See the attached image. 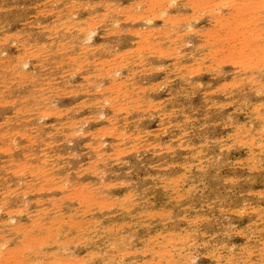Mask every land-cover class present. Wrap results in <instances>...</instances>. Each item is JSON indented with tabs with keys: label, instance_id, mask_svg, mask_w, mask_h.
<instances>
[{
	"label": "rangeland",
	"instance_id": "1",
	"mask_svg": "<svg viewBox=\"0 0 264 264\" xmlns=\"http://www.w3.org/2000/svg\"><path fill=\"white\" fill-rule=\"evenodd\" d=\"M60 1L62 0H0V253L2 254L4 251L2 256H0L1 263L7 264L8 261L4 260V258H8L9 260L12 257L14 260L10 259L8 264H20L19 262L23 264H67L68 262L71 264L74 260L75 263L73 264H104L105 262V264H264V247H262L264 246V65H262L264 64V56L262 55L264 53V21H262L264 20V0H248L249 2L247 0H222V2H220L221 0H216V3L214 0H158L159 2L155 0ZM206 2H208V5ZM109 3H111V5ZM204 3L206 4L204 5ZM249 3H252L251 5L254 8H252ZM261 3L263 6L260 5ZM153 5L155 7H153ZM258 6H260V9ZM152 7L154 10H152ZM208 7L214 8V10ZM118 9L121 10L119 11ZM197 9L198 12L196 11ZM250 9L252 10L250 11ZM257 9L259 10L258 12H256ZM245 12L247 14H244ZM127 13L128 15H126ZM232 13L235 14H233L234 17ZM253 14L258 17L253 19ZM188 15L189 17H187ZM192 15L197 16L194 17ZM242 15L244 19L240 17ZM127 17H129V19ZM245 17L249 18L247 19ZM168 18L175 20L171 21ZM215 19L219 24L216 23ZM136 20L138 21L137 23ZM168 20H170L171 23ZM229 20H232L231 23ZM188 22L191 23L188 24ZM224 22H228L229 24H225ZM246 22L250 23L247 25ZM56 23H59V26ZM227 25L231 28L229 29ZM235 25L239 28L232 27ZM158 28L159 30H157ZM252 28L253 30H251ZM134 29L138 33L135 32ZM152 29L154 30L152 31ZM130 30H132V32ZM189 30L192 32H189ZM248 30L249 32L253 31V33H255L253 34L250 32L249 35V32H246ZM260 30L261 32H259ZM211 31H216L217 33H212ZM86 33L89 34L87 35ZM224 33H229L230 37L228 34H226L227 37H225ZM238 33L239 35H237ZM208 35H210V39ZM213 36L215 38L212 40ZM244 36L246 37L244 38ZM56 37L60 40L59 43ZM171 38H173V41L170 40ZM181 38L183 43H185L184 45ZM237 38L240 43L237 41ZM251 39V42L254 44L250 43ZM82 40L85 42H82ZM146 40L148 43L145 42ZM223 40L229 41L223 42ZM253 40L255 42H253ZM35 41L37 44H35ZM227 43H229V45ZM245 43H248L249 46ZM255 43H257V45H255ZM242 44H245V47H242ZM75 45L76 47H74ZM136 46L138 48L140 47V49H138L140 50L139 52ZM146 46H149L150 49H147ZM240 46L244 51L243 53L240 51L242 50ZM27 47L29 49H27ZM97 48L100 50H97ZM110 49H113L112 51L114 54ZM141 49H143L142 52ZM238 51H240V53ZM254 51H256L257 54ZM262 51L263 53H261ZM78 53L80 54L78 55ZM234 53L236 56L233 55ZM244 53L245 55L249 54L248 57L246 56L245 58ZM115 54L117 56H115ZM238 55L246 60L243 58L242 60L239 59L240 57ZM213 56L215 59L211 58ZM190 57H192L191 60ZM249 57L254 61H250L251 58ZM258 57L263 59L258 60ZM232 60L234 62H232ZM235 60L239 64L241 61L246 64L242 62L240 65H237V63L234 64L236 62ZM99 61H101V64ZM106 61L108 62L107 64ZM209 62H212L211 65ZM247 62L250 63L248 64ZM83 63L85 64L83 65ZM90 65H92V67ZM241 65H244L243 68ZM245 65L246 67L247 65L249 67L251 65V68H246ZM41 66L42 68H40ZM197 68L199 69L197 70ZM187 71L189 72L187 73ZM190 72L193 74L191 75ZM134 73H136L137 76ZM88 76L90 77L87 78ZM25 79L26 81H23ZM26 82L27 84H25ZM224 82L225 85L223 84ZM238 82H240V84H238ZM87 83H89L88 85L90 86H88ZM188 83L190 84L188 85ZM235 83L238 85L236 86ZM117 84L120 86H117ZM85 85H87V87ZM3 86L7 87L5 88ZM77 87L78 89H76ZM100 87L101 89H99ZM52 90L54 93L51 92ZM68 90H70V92ZM78 90L79 93H77ZM98 92L102 94L100 95ZM2 96L5 97L3 98ZM140 98L142 100L139 101ZM149 103L152 105H148ZM100 105L102 106L99 107ZM26 106L28 107L26 108ZM257 107L259 108L258 110H256ZM115 108L117 110H115ZM100 113L102 114L101 117H99L101 115ZM7 125H9V128ZM21 125L23 127H21ZM75 125L78 126L76 127ZM9 129H11V131ZM108 131L110 134H108ZM51 134L54 135L52 136ZM31 138L34 139L32 140ZM27 141L29 142L27 143ZM40 148L41 150H39ZM167 149L169 151H167ZM4 160L5 162H2ZM15 166H19V168L22 166V169H20L21 171H17L19 168ZM15 170L17 172H15ZM22 170L26 171L24 172ZM30 170L31 172H29ZM94 171L97 174L94 173ZM13 174H16V176L14 175L13 177ZM68 177H70V179ZM67 178L69 181L68 183ZM100 181L104 184H101ZM31 182H33V184ZM6 184L10 185L8 186ZM57 188L59 189L57 190ZM63 188L65 190H63ZM95 189L96 191H94ZM78 190H82V192ZM85 190H87V192ZM76 192L79 193L76 194ZM80 194L83 195L85 199H83ZM67 195H69V197H67ZM78 195L79 199H77ZM129 195L131 198L127 197ZM125 197H127V200H124ZM99 200H101L102 203ZM103 200H105L106 204ZM92 201H94V203L91 204ZM112 203L113 205L110 206ZM242 203L244 204L243 206ZM117 205L118 207H116ZM120 205H122V207H120ZM91 206L93 207L91 208ZM70 207L71 209H69ZM9 209L14 210L11 211ZM47 209L49 210L46 211ZM167 211L168 214H166ZM95 218L97 221H95ZM9 219H11V222ZM60 221L64 223L62 224ZM83 221L85 222L84 224ZM89 224L93 225L89 226ZM25 225L26 227H24ZM47 226L49 232L47 231ZM168 227L172 228L170 229ZM118 234H120V236ZM46 235L47 238H45ZM25 242L26 244H23ZM91 244L94 245L92 246ZM111 244L114 246H111ZM25 247H29L31 250H24L27 249ZM97 252H99V255ZM6 253L9 255L7 256ZM12 254H14L15 257ZM250 254H252V256ZM71 256L74 258H70ZM17 257L18 261L20 259L21 261L17 262ZM65 258L67 262H65ZM76 259H78V263ZM57 261H60V263Z\"/></svg>",
	"mask_w": 264,
	"mask_h": 264
},
{
	"label": "bare ground",
	"instance_id": "2",
	"mask_svg": "<svg viewBox=\"0 0 264 264\" xmlns=\"http://www.w3.org/2000/svg\"><path fill=\"white\" fill-rule=\"evenodd\" d=\"M62 1H64V0H62ZM62 1H60V2H62ZM71 1H72V0H71ZM151 1H152V0H151ZM155 1H158V0H155ZM164 1H165V0H164ZM203 1H204V0H203ZM214 1H215V3H216V0H214ZM227 1H228V0H227ZM235 1H236V0H235ZM239 1H240V0H239ZM247 1H248V0H247ZM250 1H251V0H250ZM73 2H74V1H73ZM100 2H101V1H100ZM135 2H136V1H135ZM140 2H141V1H140ZM149 2H150V1H149ZM158 2H159V1H158ZM162 2H163V1H162ZM162 2H161V3H162ZM173 2H174V1H173ZM177 2H179V1H177ZM189 2H190V1H189ZM220 2H222V0H221ZM232 2H233V1H232ZM232 2H230V3H232ZM242 2H243V1H242ZM245 2H246V1H245ZM248 2H249V1H248ZM257 2H258V1H257ZM56 3H57V1H56ZM65 3H66V2H65ZM65 3H64V4H65ZM84 3H85V2H84ZM150 3H152V2H150ZM155 3H156V2H155ZM192 3H193V2H192ZM206 3H207V5H208V2H206ZM206 3H204V5H205ZM252 3H253V1H252ZM252 3H251V4H252ZM255 3H256V2H255ZM68 4H69V3H68ZM76 4H77V3H76ZM109 4L111 5V3H109ZM153 4H154V3H153ZM220 4H221V3H220ZM235 4H237V3H235ZM249 4H250V3H249ZM251 4H250V5H251ZM47 5H48V4H47ZM53 5H54V4H53ZM70 5H72V4H70ZM93 5H94V4H93ZM106 5H107V4H106ZM135 5H136V4H135ZM150 5H152V4H150ZM150 5H149V6H150ZM154 5H155V4H154ZM154 5H153V7H155ZM159 5H160V4H159ZM183 5H184V4H183ZM211 5H212V3H211ZM211 5H210V6H211ZM216 5H217V4H216ZM225 5H226V4H225ZM246 5H247V3H246ZM257 5H258V4H257ZM260 5H262V3H261ZM263 5H264V4H263ZM263 5H262V6H263ZM54 6H55V5H54ZM77 6H78V5H77ZM77 6H76V7H77ZM88 6H89V5H88ZM88 6H87V7H88ZM107 6H108V5H107ZM137 6H138V5H137ZM169 6H171V5H169ZM184 6H185V5H184ZM190 6H191V5H190ZM194 6H196V5H194ZM213 6H214V5H213ZM217 6H218V5H217ZM217 6H215V7H217ZM219 6H220V5H219ZM234 6H235V5H234ZM247 6H248V5H247ZM57 7H58V5H57ZM63 7H64V6H63ZM67 7H68V6H67ZM71 7H73V6H71ZM153 7H152V8H153ZM176 7H177V6H176ZM196 7H197V6H196ZM198 7H199V6H198ZM221 7H222V6H221ZM228 7H229V6H228ZM236 7H237V6H236ZM251 7L254 8L252 5H251ZM258 7H259V9H260V6H258ZM89 8H90V7H89ZM139 8H140V7H139ZM150 8H151V7H150ZM199 8H200V7H199ZM202 8H203V7H202ZM208 8H211V7H208ZM233 8H234V7H233ZM55 9H56V8H55ZM71 9H72V8H71ZM74 9H75V7H74ZM82 9H83V8H82ZM90 9H91V8H90ZM147 9H148V8H147ZM162 9H163V8H162ZM165 9H166V8H165ZM195 9H196V8H195ZM211 9L214 10V8H211ZM230 9H231V8H230ZM230 9H229V10H230ZM240 9H241V8H240ZM262 9H263V8H262ZM68 10H69V9H68ZM77 10H78V9H77ZM83 10H84V9H83ZM95 10H96V9H95ZM109 10H110V8H109ZM118 10H119V9H118ZM118 10H117V11H118ZM120 10H121V9H120ZM120 10H119V11H120ZM144 10H145V9H144ZM149 10H150V9H149ZM152 10H154V8H153ZM181 10H182V9H181ZM200 10H201V9H200ZM202 10H203V9H202ZM205 10H207V9H205ZM208 10H209V9H208ZM217 10H218V9H217ZM235 10H237V9H235ZM251 10H252V9H250V11H251ZM1 11H2V10H1ZM51 11H52V10H51ZM73 11H74V10H73ZM119 11H118V12H119ZM131 11H132V10H131ZM157 11H158V10H157ZM160 11H161V9H160ZM178 11H179V10H178ZM193 11H194V9H193ZM196 11L198 12V9H197ZM240 11H241V10H240ZM258 11H259V10L257 9L256 12H258ZM60 12H61V11H60ZM111 12H112V11H111ZM118 12H116V13L119 14ZM122 12H123V11H122ZM124 12H126V11H124ZM133 12H134V11H133ZM138 12H140V11H138ZM151 12H152V11H151ZM164 12H165V10H164ZM183 12H184V11H183ZM205 12H206V11H205ZM205 12H204V13H205ZM212 12H213V11H212ZM236 12H237V11H236ZM238 12H239V11H238ZM44 13H46V12H44ZM76 13H77V12H76ZM161 13H162V12H161ZM239 13H240V12H239ZM242 13H243V12H242ZM40 14H41V13H40ZM51 14H52V13H51ZM58 14H59V13H58ZM65 14H66V13H65ZM68 14H69V12H68ZM96 14H97V13H96ZM104 14H105V13H104ZM149 14H150V13H149ZM166 14H167V13H166ZM192 14H193V13H192ZM197 14H198V13H197ZM214 14H215V12H214ZM217 14H218V13H217ZM220 14H221V13H220ZM233 14H234V13H232V15H233ZM244 14H247V13L245 12ZM71 15H72V14H71ZM101 15H102V13H101ZM112 15H113V14H112ZM126 15H128V13H127ZM131 15H132V14H131ZM141 15H142V14H141ZM167 15H168V14H167ZM167 15H166V16H167ZM172 15H173V14H172ZM208 15H209V14H208ZM208 15H207V16H208ZM222 15H223V14H222ZM234 15H235V14H234ZM234 15H233V17H234ZM253 15H254V14H253ZM257 15H259V14H257ZM60 16H61V15H60ZM68 16H69V15H68ZM95 16H96V15H95ZM98 16H99V15H98ZM102 16H103V15H102ZM110 16H111V15H110ZM118 16H119V15H118ZM129 16H130V15H129ZM143 16H144V15H143ZM192 16H194V15H192ZM195 16H197V15H195ZM195 16H194V17H195ZM202 16H203V15H202ZM212 16H213V15H212ZM57 17H58V16H57ZM62 17H63V16H62ZM91 17H92V15H91ZM107 17H108V16H107ZM111 17H112V16H111ZM130 17H131V16H130ZM132 17H133V16H132ZM137 17H139V16H137ZM145 17H146V16H145ZM152 17H153V16H152ZM170 17H171V16H170ZM173 17H174V16H173ZM187 17H189V15H188ZM223 17H224V16H223ZM231 17H232V16H231ZM233 17H232V18H233ZM240 17H243V19H244V16H243V15L240 16ZM249 17H250V15H249ZM249 17H248V18H249ZM254 17H255V18H254ZM256 17H258V16H255V15H254V16H253V19H256ZM53 18H54V17H53ZM65 18H67V17H65ZM127 18L129 19V17H127ZM134 18H135V17H134ZM158 18H159V17H158ZM161 18H162V17H161ZM165 18H166V17H165ZM205 18H206V17H205ZM227 18H228V17H227ZM237 18H238V17H237ZM245 18H247V17H245ZM248 18H247V19H248ZM72 19H73V18H72ZM79 19H80V18H79ZM88 19H90V18H88ZM124 19H125V18H124ZM138 19H139V18H138ZM162 19H163V18H162ZM168 19H170V18H168ZM189 19H190V18H189ZM210 19H211V17H210ZM228 19H229V18H228ZM235 19H236V18H235ZM241 19H242V18H241ZM260 19H261V18H260ZM54 20H56V19H54ZM60 20H61V19H60ZM60 20H59V21H60ZM100 20H101V19H100ZM104 20H105V19H104ZM133 20H134V19H133ZM156 20H157V19H156ZM170 20L172 21V20H175V19H170ZM170 20H168V21H170ZM182 20H183V19H182ZM197 20H198V19H197ZM200 20H201V19H200ZM215 20H216V19H215ZM225 20H226V19H225ZM232 20L235 21L234 19H232ZM232 20H231V21H232ZM236 20H237V19H236ZM239 20H240V18H239ZM250 20H251V18H250ZM68 21H69V19H68ZM71 21H72V20H71ZM105 21H106V20H105ZM130 21H131V20H130ZM171 21H170V23H171ZM180 21H181V20H180ZM186 21H187V20H186ZM194 21H195V20H194ZM194 21H193V22H194ZM229 21H230V20H229ZM229 21H228V22H229ZM231 21H230V23H231ZM240 21H241V20H240ZM244 21H245V20H244ZM251 21H252V20H251ZM256 21H257V20H256ZM256 21H255V23H256ZM262 21H264V20H262ZM78 22H79V21H78ZM99 22H100V21H99ZM134 22H135V21H134ZM137 22H138V21L136 20V23H137ZM153 22H154V21H153ZM173 22H174V21H173ZM173 22H172V24H173ZM182 22H183V21H182ZM184 22H185V21H184ZM195 22H196V21H195ZM222 22H223V21H222ZM225 22H226V21H225ZM225 22H224V23H225ZM228 22H227V23H228ZM242 22H243V21H242ZM257 22H258V21H257ZM74 23H75V22H74ZM79 23H80V22H79ZM93 23H95V22H93ZM96 23H97V22H96ZM100 23H101V22H100ZM102 23H103V22H102ZM132 23H133V22H132ZM190 23H191V22H188V24H190ZM216 23H217V20H216ZM224 23H223V24H224ZM227 23H225V24H227ZM233 23H234V22H233ZM246 23H247V22H246ZM249 23H250V22H248L247 25H248ZM255 23H254V24H255ZM56 24H57V23H56ZM58 24H59V23H58ZM58 24H57V25H58ZM63 24H64V23H63ZM69 24H70V23H69ZM71 24H73V23H71ZM89 24H90V23H89ZM89 24H88V25H89ZM143 24H144V23H143ZM188 24H187V25H188ZM192 24H193V23H192ZM217 24H219V23H217ZM228 24H229V23H228ZM237 24H238V23H237ZM241 24H244V23H241ZM252 24H253V23H252ZM47 25H48V24H47ZM65 25H66V24H65ZM91 25H92V24H91ZM106 25H107V24H106ZM108 25H109V24H108ZM150 25H151V23H150ZM182 25H183V24H182ZM245 25H246V24H245ZM250 25H251V24H250ZM58 26H59V25H58ZM62 26H63V25H62ZM75 26H76V25H75ZM78 26H79V24H78ZM99 26H100V25H99ZM175 26H177V25H175ZM180 26H181V25H180ZM180 26H179V27H180ZM224 26H225V25H224ZM227 26H228V25H227ZM230 26H231V25H230ZM235 26H236V27H235ZM235 26H232V27H234V28H237V27H238L237 25H235ZM239 26H240V24H239ZM253 26H254V25H253ZM46 27H47V26H46ZM90 27H91V26H90ZM111 27H112V26H111ZM115 27H116V26H115ZM115 27H114V29H115ZM186 27H187V26H186ZM222 27H223V25H222ZM254 27H255V26H254ZM256 27H257V26H256ZM258 27H259V26H258ZM59 28H61V27H59ZM69 28H71V27H69ZM72 28H73V27H72ZM116 28H117V27H116ZM148 28H149V27H148ZM167 28H168V27H167ZM173 28H174V27H173ZM188 28H189V27H188ZM219 28H220V27H219ZM228 28H229V26H228ZM230 28H231V27H230ZM230 28H229V29H230ZM238 28H239V27H238ZM248 28H249V27H248ZM263 28H264V27H263ZM51 29H52V28H51ZM63 29H64V28H63ZM92 29H93V27H92ZM117 29H118V28H117ZM142 29H144V28H142ZM145 29H146V27H145ZM145 29H144V30H145ZM165 29H166V28H165ZM192 29H193V28H192ZM207 29H208V28H207ZM229 29H228V30H229ZM249 29H250V28H249ZM254 29H255V28H254ZM260 29H261V28H260ZM115 30H116V29H115ZM134 30H135V29H134ZM153 30H154V29H152V31H153ZM157 30H159V28H158ZM160 30H161V29H160ZM163 30H164V28H163ZM170 30H171V29H170ZM170 30H169V31H170ZM174 30H175V29H174ZM228 30H227V32H228ZM238 30H239V29H238ZM238 30H235V31H238ZM246 30H247V29H246ZM251 30H253V28H252ZM68 31H69V29H68ZM74 31H75V29H74ZM83 31H84V30H83ZM89 31H90V30H89ZM96 31H97V30H96ZM130 31L132 32V30H130ZM130 31H129V32H130ZM140 31H141V30H140ZM150 31H151V30H150ZM166 31H167V30H166ZM171 31H172V30H171ZM180 31H182V30H180ZM190 31H191V30H189V32H190ZM195 31H196V30H195ZM206 31H207V30H206ZM213 31H214V28H213ZM218 31H219V29H218ZM220 31H221V30H220ZM87 32H88V31H87ZM90 32H91V31H90ZM90 32H89V33H90ZM135 32H137V31L135 30ZM144 32H145V31H144ZM157 32H158V31H157ZM162 32H163V31H162ZM175 32H176V31H175ZM189 32H188V33H189ZM191 32H192V31H191ZM193 32H194V31H193ZM196 32H197V31H196ZM211 32H212V31H211ZM215 32H216V31H215ZM215 32H212V33H215ZM241 32H242V31H241ZM246 32L248 33L249 30L246 31ZM250 32L253 33V31H250ZM250 32H249V35H250ZM259 32H261V30H260ZM262 32H263V30H262ZM82 33H83V32H82ZM89 33H88V34H89ZM94 33H95V32H94ZM109 33H110V32H109ZM113 33H114V32H113ZM137 33H138V32H137ZM170 33H171V32H170ZM173 33H174V32H173ZM180 33H182V32H180ZM186 33H187V31H186ZM201 33H202V32H201ZM201 33H199V34H201ZM216 33H217V32H216ZM234 33H235V32H234ZM243 33H244V32H243ZM243 33H242V34H243ZM247 33H246V34H247ZM254 33H255V32H254ZM254 33H253V34H254ZM263 33H264V32H263ZM64 34H65V33H64ZM73 34H74V33H73ZM76 34H77V33H76ZM86 34H87V33H86ZM88 34H87V35H88ZM106 34H107V33H106ZM131 34H132V33H131ZM131 34H130V35H131ZM141 34H143V33H141ZM171 34H172V33H171ZM174 34H176V33H174ZM208 34H209V33H208ZM224 34H225V33H224ZM226 34H228V36H229V33H226ZM226 34H225V37H227ZM232 34H233V33H232ZM258 34H261V33H258ZM132 35H133V34H132ZM139 35H140V34H139ZM152 35H153V33H152ZM182 35H183V34H182ZM188 35H189V34H188ZM204 35H205V33H204ZM206 35H207V33H206ZM210 35H211V34H210ZM210 35H208V37H209ZM218 35H219V34H218ZM218 35H217V36H218ZM235 35H236V34H235ZM237 35H239V33H238ZM247 35H248V34H247ZM261 35H262V34H261ZM62 36H63V35H62ZM67 36H68V35H67ZM67 36H66V38H67ZM72 36H73V35H72ZM145 36H148V35H145ZM150 36H151V35H150ZM183 36H184V35H183ZM190 36H191V33H190ZM202 36H203V35H202ZM219 36H220V35H219ZM219 36H218V37H219ZM255 36H256V35H255ZM259 36H260V35H259ZM39 37H40V36H39ZM49 37H50V36H49ZM76 37H77V36H76ZM136 37H137V36H136ZM154 37H155V36H154ZM160 37H161V36H160ZM170 37H171V36H170ZM229 37H230V36H229ZM236 37H237V36H236ZM242 37H243V35H242ZM245 37H246V36H244V38H245ZM21 38H22V37H21ZM45 38H46V37H45ZM56 38H57V37H56ZM147 38H148V37H147ZM147 38H146V39H147ZM166 38H167V37H166ZM185 38H186V37H185ZM188 38H189V37H188ZM214 38H215V37L213 36L212 40H213ZM220 38H222V37H220ZM247 38H248V37H247ZM247 38H246V40H247ZM250 38H252V37H250ZM142 39H143V38H142ZM156 39H157V38H156ZM159 39H160V38H159ZM162 39H163V38H162ZM206 39H207V38H206ZM209 39H210V37H209ZM226 39H227V38H226ZM228 39H229V38H228ZM240 39H241V38H240ZM248 39H249V38H248ZM255 39H256V37H255ZM57 40H58V38H57ZM85 40H86V39H85ZM88 40H90V39H88ZM170 40L173 41V38H171ZM181 40H182V38H181ZM186 40H187V39H186ZM231 40H232V39H231ZM233 40H234V39H233ZM242 40H243V38H242ZM23 41H24V40H23ZM59 41H60V40H58V43H59ZM66 41H67V39H66ZM90 41H91V40H90ZM116 41H117V40H116ZM163 41H164V40H163ZM168 41H169V39H168ZM224 41H225V40H223V42H224ZM227 41H229V40H226L225 42H227ZM237 41H239L238 38H237ZM247 41H248V40H247ZM247 41H246V42H247ZM251 41H252V39L250 40V43H252ZM31 42H32V41H31ZM71 42H72V41H71ZM82 42H85V41L82 40ZM88 42H89V41H88ZM137 42H138V41H137ZM145 42L148 43L147 40H146ZM152 42H153V41H152ZM152 42H151V43H152ZM170 42H171V41H170ZM177 42H178V41H177ZM185 42H186V41H185ZM210 42H211V41H210ZM219 42H220V41H219ZM219 42H218V43H219ZM243 42H244V41H243ZM248 42H249V41H248ZM253 42H255V41L253 40ZM263 42H264V41H263ZM51 43H52V42H51ZM116 43H117V42H116ZM133 43H134V41H133ZM138 43H139V42H138ZM142 43H143V42H142ZM173 43H174V42H173ZM180 43H181V42H180ZM180 43H179V45H180ZM182 43H183V40H182ZM235 43H236V42H235ZM239 43H240V41H239ZM261 43H262V42H261ZM20 44H21V43H20ZM35 44H37L36 41H35ZM46 44H47V43H46ZM53 44H54V43H53ZM61 44H62V43H61ZM162 44H163V43H162ZM177 44H178V43H177ZM184 44H185V43H183V45H184ZM216 44H217V43H216ZM227 44L229 45V43H227ZM232 44H233V43H232ZM245 44H246V43H245ZM245 44H244V45H245ZM247 44H248V43H247ZM247 44H246V45H247ZM252 44H254V43H252ZM44 45H45V44H44ZM44 45H43V46H44ZM49 45H50V44H49ZM57 45H58V44H57ZM76 45H77V44H76ZM76 45H75L74 47H76ZM105 45H106V44H105ZM154 45H156V44H154ZM163 45H164V44H163ZM163 45H162V46H163ZM179 45H178V46H179ZM200 45H201V44H200ZM244 45L242 44V47H243ZM255 45H257V43H255ZM260 45H261V44H260ZM25 46H26V45H25ZM70 46H71V45H70ZM108 46H109V45H108ZM114 46H115V45H114ZM132 46H133V45H132ZM139 46H140V45H139ZM141 46H142V45H141ZM160 46H161V45H160ZM198 46H199V45H198ZM248 46H249V44H248ZM252 46H253V45H252ZM262 46H263V45H262ZM262 46H261V47H262ZM34 47H36V46H34ZM46 47H47V46H46ZM74 47H73V49H74ZM102 47H103V46H102ZM106 47H107V46H106ZM133 47H134V46H133ZM136 47H137V46H136ZM146 47H147V46H146ZM158 47H159V45H158ZM192 47H193V46H192ZM202 47H203V46H202ZM205 47H206V46H205ZM242 47L240 46V49H242ZM244 47H245V46H244ZM258 47H259V46H258ZM25 48H26V47H25ZM38 48H39V46H38ZM40 48H42V47H40ZM48 48H49V47H48ZM81 48H82V47H81ZM86 48H87V47H86ZM148 48H149V46L147 47V49H148ZM161 48H162V47H161ZM194 48H195V46H194ZM238 48H239V47H238ZM251 48H252V47H251ZM254 48H255V47H254ZM27 49H29V48L27 47ZM35 49L38 50L37 48H35ZM57 49H58V48H57ZM98 49H99V48H97V50H98ZM103 49H104V47H103ZM108 49H109V48H108ZM113 49H114V48H113ZM113 49H110V50L112 51ZM134 49H135V48H134ZM136 49H137L138 52L140 51V50H138V49H140V47H139V48L137 47ZM144 49H145V48H144ZM149 49H150V48H149ZM175 49H176V48H175ZM181 49H182V48H181ZM205 49H206V48H205ZM231 49H232V48H231ZM240 49H238V50H240ZM245 49H246V48H245ZM247 49H249V48H247ZM252 49H253V48H252ZM255 49H256V48H255ZM260 49H262V48H260ZM260 49H259V50H260ZM33 50H34V49H33ZM41 50H42V49H41ZM88 50H89V49H88ZM99 50H100V49H99ZM104 50H105V49H104ZM110 50H109V52H110ZM130 50H131V49H130ZM142 50H143V49H141V52H142ZM155 50H156V49H155ZM162 50H163V49H162ZM208 50H209V49H208ZM217 50H218V49H217ZM250 50H251V49H250ZM250 50H249V51H250ZM263 50H264V47H263ZM38 51H39V50H38ZM45 51H46V50H45ZM51 51H52V50H51ZM62 51H63V50H62ZM132 51H133V50H132ZM144 51H145V50H144ZM159 51H160V49H159ZM198 51H199V50H198ZM213 51H214V50H213ZM213 51H212V52H213ZM222 51H223V50H222ZM230 51H231V50H230ZM240 51H241V53L244 52L243 49L240 50ZM240 51H238V52L240 53ZM260 51H261V50H260ZM26 52H27V51H26ZM70 52H71V51H70ZM86 52H87V51H86ZM104 52H105V51H104ZM109 52H108V53H109ZM112 52H113V51H112ZM115 52H116V50H115ZM124 52H125V50H124ZM130 52H131V51H130ZM162 52H163V51H162ZM167 52H169V51H167ZM173 52H174V49H173ZM177 52H178V51H177ZM177 52H175V53H177ZM196 52H197V50H196ZM200 52H202V51H200ZM219 52H220V51H219ZM228 52H229V51H228ZM235 52H236V51H235ZM250 52H251V51H250ZM250 52H249V53H250ZM252 52H253V51H252ZM254 52L256 53V51H254ZM59 53H60V52H59ZM59 53H58V54H59ZM65 53H66V51H65ZM99 53H100V52H99ZM99 53H98V54H99ZM131 53H132V52H131ZM144 53H145V52H144ZM239 53H238V54H239ZM259 53H260V52H259ZM259 53H258V54H259ZM261 53H263V51H262ZM26 54H27V53H26ZM61 54H62V53H61ZM79 54H80V53H78V55H79ZM113 54H114V52H113ZM121 54H122V53H121ZM124 54H125V53H124ZM185 54H186V53H185ZM191 54H192V53H191ZM194 54H195V53H194ZM194 54H193V55H194ZM231 54H232V53H231ZM247 54H248V53H247ZM256 54H257V53H256ZM256 54H255V55H256ZM172 55H173V54H172ZM183 55H184V54H183ZM198 55H199V54H198ZM215 55H216V54H215ZM224 55H226V54H224ZM224 55H223V56H224ZM233 55L236 56L235 53H234ZM241 55H242V54H241ZM244 55H245V53H244ZM248 55H249V54H248ZM248 55H245L244 57L246 58V56L248 57ZM251 55H252V54H251ZM262 55L264 56V53H263ZM20 56H21V55H20ZM33 56H34V55H33ZM37 56H38V55H37ZM50 56H51V55H50ZM50 56H49V57H50ZM92 56H94V55H92ZM115 56H117V55L115 54ZM122 56H123V55H122ZM125 56H126V55H125ZM139 56H140V55H139ZM149 56H150V55H149ZM159 56H160V55H159ZM176 56H177V55H176ZM238 56L240 57V55H238ZM238 56H237V57H238ZM242 56H243V55H242ZM242 56H241L239 59L242 60V58H243ZM53 57H54V56H53ZM68 57H69V54H68ZM68 57H67V58H68ZM70 57H71V56H70ZM73 57H75V56H73ZM83 57H84V56H83ZM90 57H91V56H90ZM99 57H100V56H99ZM99 57H98V58H99ZM118 57H119V55H118ZM133 57H134V56H133ZM154 57H155V56H154ZM186 57H187V56H186ZM205 57H206V56H205ZM209 57H210V56H209ZM209 57H208V58H209ZM215 57H216V56H215ZM254 57H255V56H254ZM259 57H260V55H259ZM259 57L257 58L258 60H262V59L264 58V57H263V58L260 59ZM261 57H262V56H261ZM21 58H22V57H21ZM46 58H47V57H46ZM71 58H72V57H71ZM92 58H93V57H92ZM101 58H102V57H101ZM113 58H114V57H113ZM139 58H140V57H139ZM142 58H143V57H142ZM191 58H192V57H190V60H191ZM200 58H201V57H200ZM211 58L213 59L214 56L211 57ZM227 58H228V57H227ZM249 58H251V57H249ZM13 59H14V58H13ZM75 59H77V58H75ZM107 59H108V58H107ZM126 59H127V58H126ZM149 59H150V58H149ZM149 59H148V60H149ZM162 59H163V58H162ZM183 59H184V58H183ZM185 59H186V58H185ZM187 59H189V58H187ZM212 59H211V60H212ZM214 59H215V58H214ZM225 59H226V58H225ZM232 59H233V58H232ZM243 59H244V58H243ZM15 60H16V59H15ZM17 60H18V59H17ZM24 60H25V59H24ZM42 60H43V59H42ZM50 60H51V59H50ZM138 60H139V59H138ZM201 60H203V59H201ZM204 60H205V59H204ZM219 60H220V59H219ZM236 60H237V59H236ZM236 60H235V61H236ZM244 60H246V59H244ZM244 60H243V61H244ZM263 60H264V59H263ZM11 61H12V60H11ZM39 61H40V60H39ZM43 61H44V60H43ZM80 61H81V60H80ZM107 61H108V60H107ZM107 61H106V64L109 62V61H108V62H107ZM113 61H114V59H113ZM120 61H121V60H120ZM126 61H127V60H126ZM133 61H134V60H133ZM141 61H142V60H141ZM165 61H166V60H165ZM229 61H230V60H229ZM250 61H254V60H252V58H251ZM256 61H257V60H256ZM256 61H255V62H256ZM0 62H1V61H0ZM22 62H23V61H22ZM47 62H48V60H47ZM56 62H57V61H56ZM60 62H61V61H60ZM75 62H76V60H75ZM103 62H104V61H103ZM145 62H146V61H145ZM205 62H206V61H205ZM216 62H217V61H216ZM232 62H234V61L232 60ZM232 62H231V63H232ZM241 62H242V61H241ZM241 62H240V64H241ZM44 63H46V62H44ZM44 63H43V64H44ZM49 63H50V62H49ZM53 63H55V62H53ZM72 63H73V62H72ZM79 63H80V62H79ZM99 63L101 64V61H99ZM110 63H111V62H110ZM110 63H109V64H110ZM127 63H128V62H127ZM132 63H133V62H132ZM141 63H143V62H141ZM149 63H150V62H149ZM209 63H210V62H209ZM211 63H212V62H211ZM211 63H210V65H211ZM218 63H219V62H218ZM222 63H223V62H222ZM236 63H237V65L239 64L237 61H236L234 64H236ZM242 63H245V62H242ZM247 63H248V62H247ZM249 63H250V62H249ZM249 63H248V64H249ZM252 63H253V62H252ZM257 63H258V62H257ZM9 64H10V63H9ZM24 64H25V63H24ZM24 64H23V65H24ZM40 64H41V63H40ZM84 64H85V63H83V65H84ZM106 64H105V65H106ZM109 64H108V65H109ZM150 64H151V63H150ZM202 64H203V63H202ZM219 64H220V63H219ZM240 64H239V65H240ZM245 64H246V63H245ZM254 64H255V63H254ZM2 65H3V64H2ZM41 65H42V64H41ZM50 65H52V64H50ZM54 65H55V64H54ZM64 65H65V64H64ZM67 65H68V64H67ZM88 65H89V64H88ZM102 65H103V64H102ZM115 65H116V64H115ZM120 65H121V64H120ZM120 65H119V67H120ZM129 65H130V64H129ZM148 65H149V64H148ZM179 65H180V64H179ZM208 65H209V64H208ZM262 65H264V64H262ZM18 66H19V65H18ZM21 66H22V65H21ZM21 66H20V67H21ZM52 66H53V65H52ZM65 66H66V65H65ZM73 66H74V65H73ZM90 66L92 67V65H90ZM95 66H96V65H95ZM123 66H124V65H123ZM139 66H140V64H139ZM188 66H189V65H188ZM204 66H205V65H204ZM206 66H207V65H206ZM241 66H242V65H241ZM243 66H244V65H243ZM243 66H242V68H243ZM252 66H253V65H252ZM256 66H257V65H256ZM103 67H104V66H103ZM112 67H113V66H112ZM136 67H137V66H136ZM147 67H148V66H147ZM184 67H186V66H184ZM217 67H218V65H217ZM245 67H246V65H245ZM247 67H249V66L247 65ZM247 67H246V68H247ZM8 68H9V67H8ZM17 68H18V67H17ZM23 68H24V67H23ZM40 68H42V66H41ZM60 68H61V67H60ZM77 68H78V67H77ZM94 68H95V67H94ZM98 68H99V67H98ZM108 68H109V67H108ZM116 68H117V66H116ZM132 68H133V66H132ZM149 68H152V67H149ZM161 68H162V66H161ZM180 68H181V67H180ZM192 68H193V67H192ZM192 68H191V69H192ZM211 68H212V66H211ZM250 68H251V65H250L249 69H250ZM75 69H76V68H75ZM86 69H87V68H86ZM88 69H90V68H88ZM91 69H93V68H91ZM99 69H100V68H99ZM114 69H115V66H114ZM118 69H119V68H118ZM126 69H127V68H126ZM153 69H154V68H153ZM156 69H157V68H156ZM189 69H190V68H189ZM198 69H199V68H197V70H198ZM259 69H260V68H259ZM51 70H53V69H51ZM58 70H59V69H58ZM104 70H106V69H104ZM151 70H152V69H151ZM151 70H150V71H151ZM192 70H195V69H192ZM218 70H219V69H218ZM238 70H239V69H238ZM240 70H241V69H240ZM256 70H257V69H256ZM262 70H263V69H262ZM38 71H39V70H38ZM38 71H37V72H38ZM47 71H48V70H47ZM53 71H54V70H53ZM62 71H63V70H62ZM86 71H87V70H86ZM157 71H158V70H157ZM195 71H196V70H195ZM199 71H200V70H199ZM205 71H206V70H205ZM234 71H235V70H234ZM9 72H10V71H9ZM34 72H35V71H34ZM40 72H41V71H40ZM72 72H73V71H72ZM88 72H89V71H88ZM88 72H87V73H88ZM104 72H105V71H104ZM114 72H115V71H114ZM143 72H144V70H143ZM188 72H189V71H187V73H188ZM191 72H192V71H191ZM191 72H190V73H191ZM193 72H194V71H193ZM248 72H249V71H248ZM248 72H247V73H248ZM31 73H33V72H31ZM45 73H46V72H45ZM76 73H77V72H76ZM80 73H81V72H80ZM80 73H79V74H80ZM82 73H83V71H82ZM102 73H103V72H102ZM132 73H133V72H132ZM138 73H139V72H138ZM145 73H146V72H145ZM151 73H152V72H151ZM155 73H156V72H155ZM222 73H223V72H222ZM222 73H220V74H222ZM249 73H251V72H249ZM11 74H12V72H11ZM11 74H10V75H11ZM17 74H18V72H17ZM29 74H30V73H29ZM35 74H36V73H35ZM93 74H94V73H93ZM105 74H107V73H105ZM110 74H111V73H110ZM112 74H113V73H112ZM134 74L136 75V73H134ZM140 74H141V73H140ZM192 74H193V73H191V75H192ZM194 74H195V73H194ZM32 75H33V74H32ZM42 75H44V74H42ZM50 75H51V74H50ZM58 75H59V74H58ZM62 75H64V74H62ZM82 75H83V74H82ZM82 75H81V76H82ZM115 75H116V74H115ZM115 75H114V77H115ZM141 75H142V74H141ZM215 75H216V74H215ZM247 75H248V74H247ZM8 76H9V75H8ZM16 76H18V75H16ZM29 76H30V75H29ZM38 76H39V75H38ZM78 76H79V75H78ZM109 76H110V75H109ZM136 76H137V75H136ZM146 76H147V75H146ZM154 76H155V75H154ZM180 76H181V75H180ZM198 76H199V75H198ZM2 77H3V76H2ZM26 77H27V76H26ZM35 77H36V76H35ZM45 77H46V76H45ZM63 77H64V76H63ZM69 77H70V75H69ZM89 77H90V76H88L87 78H89ZM107 77H108V76H107ZM193 77H194V76H193ZM237 77H238V76H237ZM261 77H262V76H261ZM16 78H17V77H16ZM19 78H20V77H19ZM29 78H30V77H29ZM46 78H47V77H46ZM55 78H56V77H55ZM65 78H66V77H65ZM67 78H68V76H67ZM83 78H85V77H83ZM105 78H106V77H105ZM105 78H104V79H105ZM251 78H252V77H251ZM36 79H37V78H36ZM57 79H59V78H57ZM140 79H141V78H140ZM167 79H168V78H167ZM185 79H186V78H185ZM188 79H189V78H188ZM213 79H214V78H213ZM235 79H236V78H235ZM235 79H234V80H235ZM241 79H242V76H241ZM255 79H256V78H255ZM7 80H8V79H7ZM9 80H10V79H9ZM18 80H19V79H18ZM42 80H43V79H42ZM51 80H52V79H51ZM54 80H55V79H54ZM67 80H68V79H67ZM137 80H139V79H137ZM141 80H142V79H141ZM249 80H250V78H249ZM249 80H247V81H249ZM251 80H252V79H251ZM256 80H258V79H256ZM0 81H1V80H0ZM23 81H26V79L23 80ZM35 81H36V80H35ZM38 81H39V80H38ZM56 81H57V80H56ZM60 81H61V80H60ZM129 81H130V80H129ZM184 81H185V80H184ZM184 81H183V82H184ZM247 81H246V82H247ZM261 81H262V80H261ZM5 82H6V81H5ZM10 82H11V81H10ZM12 82H13V81H12ZM14 82H15V81H14ZM36 82H37V81H36ZM41 82H42V81H41ZM49 82H50V81H49ZM67 82H68V81H67ZM92 82H93V81H92ZM102 82H103V81H102ZM167 82H168V81H167ZM185 82H187V81H185ZM233 82H234V81H233ZM241 82H242V81H241ZM258 82H260V81H258ZM1 83H3V82H1ZM6 83H7V82H6ZM38 83H39V82H38ZM54 83H55V82H54ZM83 83H84V82H83ZM104 83H105V82H104ZM133 83H134V82H133ZM144 83H145V82H144ZM198 83H199V82H198ZM198 83H197V84H198ZM244 83H245V82H244ZM252 83H253V82H252ZM8 84H9V83H8ZM25 84H27V82H26ZM52 84H53V83H52ZM57 84H59V83H57ZM62 84H63V83H62ZM88 84H89V83H87V85H88ZM98 84H99V83H98ZM112 84H113V83H112ZM112 84H110V85H112ZM126 84H127V83H126ZM135 84H136V83H135ZM165 84H166V83H165ZM184 84H185V83H184ZM189 84H190V83H188V85H189ZM223 84L225 85V82H224ZM226 84H227V83H226ZM230 84H231V83H230ZM232 84H233V83H232ZM235 84H236V83H235ZM238 84H240V82H238ZM238 84H236V86H237ZM246 84H247V83H246ZM15 85H16V84H15ZM31 85H32V84H31ZM37 85H38V84H37ZM55 85H56V84H55ZM60 85H61V83H60ZM67 85H68V83H67ZM80 85H81V84H80ZM83 85H84V84H83ZM87 85H85V86L87 87ZM101 85H102V84H101ZM118 85H119V84H117V86H118ZM131 85H132V84H131ZM198 85H199V84H198ZM251 85H252V84H251ZM261 85H262V84H261ZM9 86H10V85H9ZM17 86H18V83H17ZM19 86H20V85H19ZM40 86H41V85H40ZM70 86H71V85H70ZM76 86H77V85H76ZM88 86H90V85H88ZM92 86H93V85H92ZM117 86H116V87H117ZM119 86H120V85H119ZM195 86H196V84H195ZM222 86H223V85H222ZM227 86H228V85H227ZM227 86H226V87H227ZM262 86H263V85H262ZM3 87H5V86H3ZM6 87H7V86H6ZM6 87H5V88H6ZM20 87H21V86H20ZM98 87H99V86H98ZM105 87H106V86H105ZM128 87H129V86H128ZM238 87H239V86H238ZM248 87H249V85H248ZM12 88H13V87H12ZM15 88H16V87H15ZM15 88H14V89H15ZM18 88H19V87H18ZM41 88H42V87H41ZM43 88H44V87H43ZM90 88H91V87H90ZM93 88H94V87H93ZM93 88H92V89H93ZM103 88H104V87H103ZM103 88H102V89H103ZM109 88H110V87H109ZM121 88H122V87H121ZM121 88H120V89H121ZM142 88H143V87H142ZM220 88H221V87H220ZM242 88H243V87H242ZM10 89H11V88H10ZM10 89H9V90H10ZM52 89H53V88H52ZM61 89H62V88H61ZM76 89H78V87H77ZM76 89H75V90H76ZM95 89H96V88H95ZM99 89H101V87H100ZM145 89H146V87H145ZM218 89H219V88H218ZM3 90H4V89H3ZM16 90H17V89H16ZM103 90H104V89H103ZM112 90H113V89H112ZM118 90H119V89H118ZM121 90H122V89H121ZM230 90H232V89H230ZM5 91H6V90H5ZM39 91H40V89H39ZM68 91L70 92V90H68ZM72 91H74V90H72ZM83 91H85V90H83ZM94 91H96V90H94ZM109 91H110V90H109ZM115 91H117V90H115ZM129 91H130V90H129ZM137 91H138V90H137ZM137 91H136V92H137ZM223 91H224V90H223ZM232 91H233V90H232ZM232 91H231V92H232ZM239 91H240V90H239ZM10 92H11V91H10ZM40 92H41V91H40ZM42 92H43V90H42ZM51 92H53V90H52ZM66 92H67V91H66ZM69 92H68V93H69ZM89 92H90V90H89ZM96 92H97V91H96ZM101 92H102V91H101ZM101 92H100V93L98 92V93L101 95V94H102ZM105 92H106V91H105ZM121 92H122V91H121ZM123 92H124V91H123ZM177 92H178V91H177ZM256 92H257V91H256ZM258 92H259V91H258ZM14 93H15V92H14ZM53 93H54V92H53ZM77 93H79V90H78ZM81 93H82V92H81ZM110 93H111V92H110ZM142 93H143V92H142ZM251 93H252V92H251ZM260 93H261V91H260ZM4 94H5V93H4ZM4 94H2V95H4ZM9 94H10V93H9ZM9 94H8V95H9ZM36 94H37V92H36ZM45 94H47V93H45ZM86 94H87V93H86ZM91 94H92V93H91ZM116 94H117V93H116ZM121 94H122V93H121ZM125 94H127V93H125ZM125 94H124V95H125ZM134 94H135V92H134ZM208 94H209V92H208ZM258 94H259V93H258ZM263 94H264V93H263ZM5 95H7V94H5ZM18 95H19V94H18ZM31 95H32V94H31ZM39 95H40V93H39ZM84 95H85V94H84ZM95 95H96V94H95ZM124 95H123V96H124ZM148 95H149V94H148ZM214 95H215V94H214ZM254 95H256V94H254ZM27 96H28V95H27ZM40 96H41V95H40ZM47 96H48V95H47ZM87 96H88V95H87ZM125 96H126V95H125ZM142 96H143V95H142ZM145 96H146V95H145ZM185 96H186V95H185ZM230 96H231V95H230ZM256 96H257V95H256ZM2 97H3V96H2ZM4 97H5V96H4ZM4 97H3V98H4ZM34 97H35V95H34ZM51 97H52V96H51ZM115 97H116V96H115ZM130 97H131V96H130ZM133 97H134V96H133ZM135 97H136V96H135ZM146 97H147V96H146ZM21 98H22V97H21ZM88 98H89V97H88ZM124 98H125V97H124ZM128 98H129V97H128ZM137 98H138V97H137ZM137 98H136V100H137ZM143 98H144V97H143ZM147 98H148V97H147ZM7 99H8V98H7ZM13 99H14V98H13ZM74 99H75V97H74ZM105 99H106V97H105ZM107 99H108V98H107ZM125 99H126V98H125ZM166 99H167V98H166ZM232 99H233V98H232ZM0 100H1V99H0ZM48 100H49V99H48ZM100 100H102V99H100ZM108 100H109V99H108ZM117 100H118V99H117ZM134 100H135V98H134ZM140 100H142V99L140 98L139 101H140ZM146 100H147V99H146ZM203 100H204V99H203ZM12 101H13V100H12ZM26 101H27V100H26ZM28 101H29V100H28ZM38 101H39V100H38ZM95 101H96V100H95ZM103 101H104V100H103ZM121 101H122V99H121ZM209 101H210V100H209ZM48 102H49V101H48ZM83 102H84V101H83ZM86 102H87V101H86ZM105 102H106V101H105ZM110 102H111V101H110ZM132 102H133V101H132ZM136 102H137V101H136ZM168 102H169V101H168ZM204 102H205V101H204ZM215 102H216V101H215ZM215 102H214V103H215ZM103 103H104V102H103ZM111 103H112V102H111ZM210 103H211V102H210ZM97 104H98V103H97ZM99 104H100V103H99ZM101 104H102V103H101ZM224 104H225V103H224ZM226 104H227V103H226ZM228 104H229V102H228ZM238 104H239V103H238ZM29 105H30V104H29ZM45 105H46V104H45ZM82 105H83V104H82ZM105 105H106V104H105ZM132 105H133V104H132ZM135 105H136V104H135ZM148 105H152V104L149 103ZM15 106H16V105H15ZM19 106H20V105H19ZM30 106H31V105H30ZM46 106H48V105H46ZM101 106H102V105H100L99 107H101ZM171 106H172V105H171ZM225 106H226V105H225ZM27 107H28V106H26V108H27ZM43 107H44V106H43ZM50 107H51V105H50ZM71 107H72V106H71ZM78 107H79V106H78ZM84 107H85V106H84ZM94 107H95V106H94ZM140 107H141V106H140ZM150 107H151V106H150ZM219 107H220V106H219ZM226 107H227V106H226ZM11 108H12V107H11ZM16 108H17V107H16ZM22 108H23V107H22ZM53 108H54V106H53ZM88 108H89V107H88ZM92 108H93V107H92ZM148 108H149V107H148ZM154 108H155V107H154ZM190 108H191V107H190ZM221 108H222V107H221ZM24 109H25V108H24ZM33 109H34V108H33ZM40 109H41V108H40ZM78 109H79V108H78ZM93 109H94V108H93ZM119 109H121V108H119ZM119 109H118V111H119ZM198 109H199V108H198ZM258 109H259V108L257 107L256 110H258ZM102 110H103V109H102ZM105 110H106V108H105ZM115 110H117V109L115 108ZM124 110H125V109H124ZM140 110H141V109H140ZM149 110H151V109H149ZM171 110H172V109H171ZM174 110H175V109H174ZM251 110H252V109H251ZM37 111H38V110H37ZM41 111H42V110H41ZM44 111H45V108H44ZM92 111H93V110H92ZM142 111H143V110H142ZM27 112H28V111H27ZM47 112H48V111H47ZM71 112H72V111H71ZM137 112H139V111H137ZM147 112H148V111H147ZM163 112H164V111H163ZM196 112H197V111H196ZM217 112H218V111H217ZM30 113H31V112H30ZM53 113H55V112H53ZM145 113H146V112H145ZM251 113H252V112H251ZM253 113H254V112H253ZM261 113H262V112H261ZM16 114H17V112H16ZM27 114H28V113H27ZM32 114H33V113H32ZM40 114H41V113H40ZM44 114H45V113H44ZM47 114H48V113H47ZM55 114H56V113H55ZM73 114H74V113H73ZM93 114H94V113H93ZM100 114H101V113H100ZM126 114H127V113H126ZM129 114H130V113H129ZM228 114H229V113H228ZM238 114H239V113H238ZM36 115H37V114H36ZM38 115H39V114H38ZM48 115H49V114H48ZM62 115H63V114H62ZM108 115H109V114H108ZM142 115H143V114H142ZM257 115H258V114H257ZM257 115H256V116H257ZM261 115H262V114H261ZM263 115H264V114H263ZM39 116H40V115H39ZM45 116H46V115H45ZM50 116H51V114H50ZM50 116H49V117H50ZM92 116H93V115H92ZM101 116H102V114H101L99 117H101ZM103 116H104V115H103ZM131 116H132V115H131ZM256 116H255V118H256ZM46 117H48V116H46ZM46 117H45V118H46ZM69 117H70V116H69ZM72 117H74V116H72ZM95 117H96V116H95ZM104 117H105V116H104ZM104 117H103V118H104ZM141 117H142V116H141ZM150 117H151V116H150ZM40 118H41V117H40ZM40 118H39V119H40ZM42 118H43V116H42ZM75 118H76V117H75ZM107 118H108V117H107ZM261 118H262V117H261ZM11 119H12V118H11ZM33 119H34V118H33ZM58 119H59V118H58ZM60 119H61V118H60ZM73 119H74V118H73ZM83 119H84V118H83ZM86 119H87V118H86ZM137 119H139V118H137ZM225 119H226V118H225ZM12 120H13V119H12ZM102 120H103V119H102ZM134 120H135V119H134ZM151 120H152V119H151ZM258 120H259V119H258ZM31 121H32V120H31ZM40 121H41V120H40ZM54 121H55V120H54ZM61 121H62V120H61ZM79 121H80V120H79ZM89 121H91V120H89ZM226 121H227V120H226ZM231 121H232V120H231ZM38 122H39V121H38ZM38 122H37V123H38ZM56 122H57V121H56ZM82 122H84V121H82ZM115 122H116V121H115ZM135 122H136V121H135ZM2 123H3V122H2ZM6 123H7V122H6ZM6 123H5V125H6ZM12 123H13V122H12ZM12 123H11V124H12ZM80 123H81V122H80ZM96 123H97V122H96ZM100 123H101V122H100ZM169 123H170V122H169ZM231 123H232V122H231ZM74 124H75V123H74ZM170 124H171V123H170ZM176 124H177V123H176ZM187 124H188V123H187ZM43 125H45V124H43ZM57 125L59 126L58 123H57ZM80 125H81V124H80ZM7 126H8V128H9V125H7ZM27 126H28V125H27ZM33 126H34V125H33ZM50 126H51V125H50ZM65 126H66V125H65ZM75 126H76V125H75ZM77 126H78V125H77ZM77 126H76V127H77ZM120 126H121V125H120ZM133 126H134V125H133ZM167 126H168V125H167ZM179 126H180V125H179ZM225 126H226V125H225ZM229 126H230V125H229ZM17 127H18V126H17ZM21 127H23V126L21 125ZM42 127H44V126H42ZM84 127H85V126H84ZM111 127H113V126H111ZM124 127H126V126H124ZM239 127H240V126H239ZM250 127H251V126H250ZM1 128H2V127H1ZM59 128H60V127H59ZM65 128H66V127H65ZM81 128H82V127H81ZM107 128H108V127H107ZM107 128H106V129H107ZM109 128H110V127H109ZM161 128H162V127H161ZM262 128H263V127H262ZM36 129H37V127H36ZM38 129H42V128H38ZM51 129H53V128H51ZM75 129H76V128H75ZM101 129H103V128H101ZM101 129H100V130H101ZM122 129H124V128H122ZM122 129H121V130H122ZM258 129H259V128H258ZM9 130L11 131V129H9ZM17 130H18V129H17ZM26 130H27V129H26ZM30 130H31V129H30ZM72 130H74V129H72ZM82 130H83V129H82ZM107 130H108V129H107ZM109 130H110V129H109ZM112 130H113V128H112ZM112 130H111V131H112ZM115 130H116V129H115ZM5 131H6V130H5ZM47 131H48V130H47ZM54 131H55V130H54ZM59 131H60V130H59ZM76 131H77V130H76ZM78 131H79V130H78ZM84 131H85V130H84ZM101 131H102V130H101ZM104 131H105V130H104ZM151 131H152V130H151ZM162 131H163V130H162ZM191 131H192V130H191ZM255 131H256V130H255ZM23 132H24V131H23ZM40 132H42V131H40ZM40 132H39V133H40ZM79 132L82 133L81 131H79ZM79 132H78V133H79ZM93 132H94V131H93ZM108 132H109V131H108ZM113 132H114V131H113ZM157 132H158V131H157ZM8 133H9V132H8ZM25 133H26V132H25ZM30 133H32V132H30ZM42 133H43V132H42ZM60 133H61V132H60ZM60 133H59V134H60ZM72 133H73V132H72ZM72 133H71V134H72ZM76 133H77V132H76ZM124 133H125V132H124ZM235 133H236V132H235ZM247 133H248V132H247ZM35 134H36V133H35ZM40 134H41V133H40ZM44 134H45V133H44ZM46 134H47V133H46ZM56 134H57V133H56ZM69 134H70V133H69ZM74 134H75V133H74ZM88 134H89V133H88ZM103 134H104V132H103ZM103 134H102V136H103ZM108 134H110V132H109ZM125 134H126V133H125ZM138 134H139V133H138ZM182 134H184V133H182ZM51 135H52V134H51ZM53 135H54V134H53ZM53 135H52V136H53ZM72 135H73V134H72ZM79 135H80V134H79ZM161 135H162V134H161ZM197 135H198V134H197ZM231 135H232V134H231ZM255 135H256V134H255ZM1 136H2V135H1ZM25 136H26V135H25ZM35 136H36V135H35ZM39 136H41V135H39ZM70 136H71V135H70ZM102 136H101V138H102ZM108 136H109V135H108ZM119 136H120V135H119ZM126 136H127V135H126ZM129 136H131V135H129ZM129 136H128V137H129ZM139 136H140V135H139ZM183 136H185V135H183ZM204 136H205V135H204ZM4 137H6V136H4ZM17 137H18V136H17ZM19 137H21V136H19ZM33 137H34V136H33ZM43 137H44V136H43ZM94 137H96V136H94ZM111 137H112V136H111ZM117 137H118V136H117ZM123 137H124V136H123ZM140 137H141V136H140ZM146 137H147V136H146ZM177 137H178V136H177ZM254 137H255V136H254ZM258 137H260V136H258ZM36 138H37V137H36ZM91 138H92V137H91ZM118 138H119V137H118ZM129 138H130V137H129ZM131 138H132V137H131ZM261 138H262V137H261ZM20 139H21V138H20ZM27 139H28V138H27ZM31 139L33 140L34 138H31ZM41 139H42V138H41ZM41 139H40V140H41ZM44 139H45V138H44ZM51 139H52V138H51ZM238 139H239V138H238ZM5 140H6V139H5ZM18 140H19V139H18ZM93 140H95V139H93ZM172 140H173V139H172ZM11 141H12V140H11ZM19 141H20V140H19ZM21 141H22V140H21ZM29 141H30V140H29ZM29 141H27V143H28ZM34 141H35V140H34ZM49 141H50V139H49ZM89 141H90V140H89ZM99 141H100V140H99ZM122 141H123V140H122ZM251 141H253V140H251ZM35 142H36V141H35ZM103 142H104V141H103ZM212 142H213V141H212ZM30 143H31V142H30ZM30 143H29V144H30ZM43 143H44V142H43ZM68 143H69V142H68ZM97 143H98V142H97ZM99 143H100V142H99ZM104 143H105V142H104ZM158 143H159V142H158ZM246 143H247V142H246ZM258 143H259V142H258ZM35 144H36V143H35ZM47 144H48V143H47ZM92 144H93V143H92ZM108 144H109V143H108ZM118 144H119V143H118ZM147 144H148V143H147ZM159 144H160V143H159ZM248 144H249V143H248ZM18 145H19V144H18ZM31 145H32V144H31ZM45 145H46V144H45ZM90 145H91V143H90ZM99 145H100V144H99ZM130 145H132V144H130ZM130 145H129V146H130ZM166 145H167V144H166ZM246 145H247V144H246ZM11 146H12V145H11ZM35 146H36V145H35ZM40 146H41V145H40ZM56 146H57V145H56ZM67 146H68V145H67ZM102 146H103V145H102ZM102 146H101V147H102ZM111 146H112V145H111ZM211 146H212V145H211ZM220 146H221V145H220ZM255 146H256V145H255ZM15 147H16V146H15ZM30 147H31V146H30ZM47 147H48V145H47ZM50 147H51V146H50ZM93 147H94V146H93ZM105 147H106V146H105ZM151 147H153V146H151ZM151 147H150V148H151ZM154 147H156V146H154ZM245 147H246V146H245ZM21 148H22V147H21ZM43 148H44V147H43ZM94 148H95V147H94ZM99 148H100V147H99ZM112 148H113V147H112ZM132 148H133V147H132ZM161 148H162V147H161ZM179 148H180V147H179ZM186 148H187V147H186ZM186 148H185V149H186ZM200 148H201V147H200ZM203 148H204V147H203ZM102 149H103V148H102ZM181 149H182V147H181ZM189 149H190V148H189ZM0 150H1V147H0ZM27 150H28V149H27ZM39 150H41V148H40ZM104 150H105V149H104ZM118 150H121V149H118ZM132 150H133V149H132ZM170 150H171V148H170ZM206 150H207V149H206ZM206 150H205V151H206ZM8 151H9V150H8ZM52 151H53V150H52ZM114 151H115V150H114ZM134 151H135V150H134ZM163 151H164V150H163ZM163 151H162V152H163ZM167 151H169V150L167 149ZM184 151H185V150H184ZM9 152H10V151H9ZM25 152H26V150H25ZM29 152H30V150H29ZM130 152H131V151H130ZM171 152H172V151H171ZM186 152H187V151H186ZM197 152H198V151H197ZM199 152H200V151H199ZM261 152H262V151H261ZM261 152H260V153H261ZM1 153H2V152H1ZM23 153H24V152H23ZM32 153H33V152H32ZM34 153H35V152H34ZM44 153H45V152H44ZM105 153H106V152H105ZM113 153H114V152H113ZM113 153H112V154H113ZM117 153H118V152H117ZM123 153H124V152H123ZM137 153H138V152H137ZM4 154H5V153H4ZM4 154H3V155H4ZM7 154H8V153H7ZM7 154H6V155H7ZM103 154H104V153H103ZM121 154H122V152H121ZM129 154H130V153H129ZM165 154H166V153H165ZM173 154H174V153H173ZM195 154H197V153H195ZM203 154H204V153H203ZM214 154H215V153H214ZM226 154H227V153H226ZM48 155H49V154H48ZM62 155H63V154H62ZM107 155H108V154H107ZM119 155H120V154H119ZM192 155H193V154H192ZM216 155H217V154H216ZM36 156H37V155H36ZM45 156H46V155H45ZM159 156H160V155H159ZM24 157H25V156H24ZM100 157H102V156H100ZM136 157H137V156H136ZM172 157H173V156H172ZM190 157H191V156H190ZM109 158H110V156H109ZM200 158H201V157H200ZM215 158H216V157H215ZM220 158H221V156H220ZM14 159H15V158H14ZM31 159H32V158H31ZM35 159H36V158H35ZM47 159H48V158H47ZM77 159H78V158H77ZM116 159H117V158H116ZM193 159H194V158H193ZM251 159H253V158H251ZM53 160H54V159H53ZM102 160H103V159H102ZM111 160H112V159H111ZM196 160H197V159H196ZM219 160H220V159H219ZM7 161H8V160H7ZM26 161H27V160H26ZM32 161H33V160H32ZM42 161H43V160H42ZM108 161H109V160H108ZM115 161H116V160H115ZM118 161H119V160H118ZM174 161H175V160H174ZM199 161H201V160H199ZM244 161H245V160H244ZM2 162H5V160L2 161ZM12 162H13V161H12ZM36 162H37V161H36ZM52 162H53V161H52ZM101 162H102V161H101ZM101 162H100V163H101ZM248 162H249V161H248ZM258 162H259V161H258ZM97 163H98V162H97ZM163 163H164V161H163ZM198 163H199V162H198ZM215 163H217V162H215ZM227 163H228V162H227ZM251 163H252V162H251ZM5 164H6V163H5ZM44 164H45V163H44ZM51 164H53V163H51ZM158 164H159V163H158ZM191 164H192V163H191ZM258 164H259V163H258ZM9 165H10V164H9ZM16 165H17V164H16ZM36 165H37V163H36ZM36 165H35V166H36ZM56 165H57V164H56ZM64 165H65V164H64ZM64 165H63V166H64ZM67 165H68V164H67ZM99 165H100V164H99ZM104 165H105V164H104ZM117 165H118V164H117ZM126 165H127V164H126ZM177 165H178V164H177ZM251 165H252V164H251ZM30 166H31V165H30ZM39 166H40V165H39ZM49 166H50V164H49ZM52 166H54V165H52ZM61 166H62V165H61ZM94 166H95V165H94ZM159 166H160V165H159ZM171 166H172V165H171ZM201 166H202V165H201ZM10 167H11V166H10ZM10 167H9V168H10ZM15 167H16V168H17V167L19 168V166H15ZM21 167H22V166H21ZM21 167H20L17 171H19L20 169H22ZM25 167H26V166H25ZM37 167H38V166H37ZM107 167H108V166H107ZM92 168H93V167H92ZM96 168H97V167H96ZM99 168H100V167H99ZM167 168H168V167H167ZM169 168H170V167H169ZM172 168H173V167H172ZM211 168H212V167H211ZM56 169H57V168H56ZM97 169H98V168H97ZM101 169H102V168H101ZM160 169H161V168H160ZM165 169H166V167H165ZM27 170H28V169H27ZM43 170H44V169H43ZM68 170H69V169H68ZM99 170H100V169H99ZM103 170H104V169H103ZM155 170H156V169H155ZM12 171H13V170H12ZM17 171L15 170V172H17ZM20 171H21V170H20ZM22 171H24V170H22ZM25 171H26V170H25ZM25 171H24V172H25ZM35 171H36V169H35ZM45 171H46V169H45ZM47 171H48V170H47ZM56 171H57V170H56ZM96 171H97V170H96ZM100 171H101V170H100ZM100 171H99V173H100ZM108 171H109V170H108ZM253 171H254V170H253ZM29 172H31V170H30ZM84 172H85V171H84ZM97 172H98V171H97ZM104 172H105V171H104ZM112 172H113V171H112ZM198 172H199V171H198ZM255 172H256V171H255ZM45 173H46V172H45ZM94 173H96V172L94 171ZM20 174H23V173H20ZM50 174H51V173H50ZM56 174H57V173H56ZM58 174H59V173H58ZM70 174H71V173H70ZM83 174H84V173H83ZM96 174H97V173H96ZM14 175L16 176V174H13V177H14ZM39 175H40V174H39ZM46 175H47V174H46ZM128 175H129V174H128ZM183 175H184V174H183ZM199 175H200V173H199ZM44 176H45V175H44ZM68 176H69V175H68ZM84 176H85V175H84ZM91 176H92V175H91ZM105 176H106V175H105ZM41 177H42V176H41ZM61 177H62V176H61ZM64 177H65V176H64ZM66 177H67V176H66ZM86 177H87V176H86ZM92 177H93V176H92ZM95 177H97V176H95ZM101 177H102V176H101ZM122 177H123V176H122ZM20 178H21V177H20ZM44 178H46V177H44ZM44 178H43V179H44ZM48 178H49V177H48ZM53 178H54V176H53ZM68 178L70 179V177H68ZM68 178H67V183L69 182V181H68ZM84 178H85V177H84ZM164 178H165V177H164ZM164 178H163V179H164ZM179 178H180V177H179ZM189 178H190V177H189ZM200 178H201V177H200ZM24 179H25V178H24ZM43 179H41V180H43ZM50 179H51V178H50ZM57 179H58V178H57ZM153 179H154V178H153ZM250 179H251V178H250ZM46 180H47V179H46ZM51 180H52V179H51ZM65 180H66V179H65ZM180 180H181V179H180ZM192 180H193V179H192ZM13 181H14V180H13ZM49 181H50V180H49ZM49 181H48V183H49ZM70 181H71V180H70ZM74 181H75V180H74ZM119 181H120V180H119ZM201 181H202V179H201ZM228 181H229V180H228ZM15 182H16V181H15ZM42 182H43V181H42ZM44 182H45V180H44ZM61 182H62V181H61ZM103 182H104V180H103ZM103 182H102V183H103ZM162 182H163V181H162ZM165 182H166V181H165ZM230 182H231V181H230ZM17 183H19V182H17ZM31 183L33 184V182H31ZM34 183H35V182H34ZM46 183H47V182H46ZM50 183H51V182H50ZM54 183H55V181H54ZM54 183H53V185H54ZM64 183H65V182H64ZM100 183H101V181H100ZM102 183H101V184H102ZM106 183H107V182H106ZM139 183H141V182H139ZM175 183H176V182H175ZM201 183H202V182H201ZM4 184H5V183H4ZM10 184H11V183H10ZM10 184H9V185H10ZM21 184H22V182H21ZM43 184H44V183H43ZM62 184H63V183H62ZM71 184H72V183H71ZM76 184H77V183H76ZM103 184H104V183H103ZM109 184H110V183H109ZM109 184H108V185H109ZM153 184H154V183H153ZM2 185H3V184H2ZM6 185H8V184H6ZM6 185H5V186H6ZM9 185H8V186H9ZM45 185H46V184H45ZM57 185H58V184H57ZM105 185H106V184H105ZM110 185H113V184L111 183ZM126 185H127V184H126ZM19 186H20V184H19ZM23 186H24V184H23ZM35 186H36V185H35ZM46 186H47V185H46ZM60 186H63V185H60ZM99 186H102V185H99ZM103 186H104V185H103ZM114 186H116V185H114ZM128 186H129V185H128ZM2 187H3V186H2ZM13 187H14V186H13ZM39 187H40V186H39ZM58 187H59V186H58ZM71 187H72V186H71ZM81 187H82V186H81ZM83 187H84V186H83ZM85 187H86V186H85ZM106 187H109V186H106ZM112 187H113V186H112ZM112 187H111V188H112ZM138 187H139V186H138ZM181 187H182V186H181ZM194 187H195V186H194ZM55 188H56V186H55ZM60 188H61V187H60ZM95 188H96V187H95ZM113 188H114V187H113ZM118 188H119V187H118ZM122 188H123V187H122ZM156 188H157V187H156ZM164 188H165V187H164ZM188 188H189V187H188ZM237 188H238V187H237ZM12 189H13V188H12ZM24 189H25V187H24ZM46 189H47V188H46ZM50 189H51V188H50ZM53 189H54V188H53ZM58 189H59V188H57V190H58ZM66 189H67V188H66ZM68 189H69V188H68ZM75 189H76V188H75ZM77 189H78V188H77ZM86 189H87V187H86ZM104 189H105V188H104ZM146 189H147V188H146ZM7 190H9V189H7ZM27 190H28V189H27ZM55 190H56V189H55ZM61 190H62V189H61ZM61 190H60V191H61ZM63 190H65V189L63 188ZM73 190H74V189H73ZM87 190H88V189H87ZM87 190H85V191L87 192ZM91 190H92V189H91ZM148 190H149V189H148ZM194 190H195V188H194ZM52 191H54V190H52ZM74 191H75V190H74ZM78 191L82 192V190H78ZM94 191H96V189H95ZM98 191H99V190H98ZM1 192H2V191H1ZM34 192H35V191H34ZM39 192H40V191H39ZM50 192H51V191H50ZM50 192H49V193H50ZM72 192H73V191H72ZM72 192H70V193L73 194ZM88 192H91V191H88ZM103 192H104V191H103ZM173 192H174V190H173ZM31 193H32V192H31ZM77 193H79V192H76V194H77ZM95 193H96V192H95ZM144 193H145V192H144ZM144 193H143V194H144ZM185 193H186V192H185ZM37 194H38V193H37ZM71 194H69V195H71ZM90 194H91V193H90ZM177 194H178V193H177ZM248 194H249V193H248ZM22 195H23V194H22ZM69 195H67V197H69ZM73 195H74V194H73ZM80 195H81V194H80ZM91 195H93V194H91ZM91 195H90V197H91ZM96 195H97V194H96ZM100 195H102V194H100ZM100 195H99V196H100ZM106 195H107V194H106ZM149 195H150V194H149ZM182 195H183V194H182ZM250 195H251V194H250ZM254 195H255V194H254ZM64 196H66V195H64ZM71 196H72V195H71ZM81 196H82L83 199H85V197H83V195H81ZM143 196H144V195H143ZM189 196H190V194H189ZM73 197H74V196H73ZM86 197H87V196H86ZM109 197H111V196H109ZM127 197L129 198L130 195L127 196ZM127 197H125L124 200H125ZM254 197H255V196H254ZM63 198H64V197H63ZM82 198H81V200H82ZM96 198H97V197H96ZM104 198H105V196H104ZM130 198H131V197H130ZM134 198H135V197H134ZM36 199H37V198H36ZM74 199H75V198H74ZM77 199H79V195H78V198H77ZM94 199H95V197H94ZM112 199H113V198H112ZM218 199H219V198H218ZM58 200H59V199H58ZM72 200H73V199H72ZM89 200H90V199H89ZM89 200H88V201H89ZM95 200H96V199H95ZM95 200H94V201H95ZM126 200H127V199H126ZM138 200H139V199H138ZM174 200H175V199H174ZM215 200H216V199H215ZM61 201H62V199H61ZM63 201H64V200H63ZM82 201H83V200H82ZM84 201H86V200H84ZM94 201H92L91 204L94 203ZM99 201L101 202V200H99ZM103 201L105 202V200H103ZM106 201H107V199H106ZM108 201H109V200H108ZM176 201H177V200H176ZM220 201H222V200H220ZM23 202H25V201H23ZM129 202H130V201H129ZM174 202H175V201H174ZM222 202H223V201H222ZM25 203H26V202H25ZM78 203H79V202H78ZM81 203H82V202H81ZM81 203H80V204H81ZM84 203H85V202H84ZM86 203H87V202H86ZM88 203H90V202H88ZM101 203H102V202H101ZM101 203H100V204H101ZM127 203H128V202H127ZM135 203H136V202H135ZM164 203H165V202H164ZM218 203H219V202H218ZM39 204H40V203H39ZM55 204H56V203H55ZM62 204H63V203H62ZM97 204H99V203H97ZM103 204H104V203H103ZM105 204H106V202H105ZM114 204H115V203H114ZM117 204H118V203H117ZM120 204H121V203H120ZM123 204H124V203H123ZM137 204H138V203H137ZM176 204H177V203H176ZM57 205H58V204H57ZM77 205H78V204H77ZM86 205H87V204H86ZM89 205H90V204H89ZM95 205H96V204H95ZM111 205H113V203L110 204V206H111ZM126 205H127V204H126ZM128 205H129V204H128ZM243 205H244V204L242 203V206H243ZM23 206H24V204H23ZM23 206H22V207H23ZM58 206H59V205H58ZM105 206L109 207L108 205H105ZM114 206H115V205H114ZM135 206H136V205H135ZM141 206H142V205H141ZM141 206H140V207H141ZM53 207H55V206H53ZM64 207H65V206H64ZM92 207H93V206H91V208H92ZM116 207H118V205H117ZM120 207H122V205H120ZM125 207H126V206H125ZM186 207H187V206H186ZM85 208H86V207H85ZM88 208H89V207H88ZM123 208H124V207H123ZM252 208H253V207H252ZM42 209H43V208H42ZM69 209H71V207H70ZM100 209H101V208H100ZM100 209H99V210H100ZM103 209H105V208H103ZM128 209H129V208H128ZM142 209H143V207H142ZM144 209H145V208H144ZM186 209H187V208H186ZM227 209H228V208H227ZM9 210L13 211L14 209H13V210H12V209H9ZM15 210H16V209H15ZM43 210H44V209H43ZM43 210H41V211L44 212ZM48 210H49V209H47L46 211H48ZM83 210H84V209H83ZM85 210H86V209H85ZM97 210H98V209H97ZM106 210H107V209H106ZM118 210H119V209H118ZM130 210H131V209H130ZM136 210H137V209H136ZM151 210H152V209H151ZM225 210H226V209H225ZM258 210H259V209H258ZM20 211H21V210H20ZM20 211H19V212H20ZM22 211H23V210H22ZM57 211H58V210H57ZM87 211H88V210H87ZM104 211H105V210H104ZM107 211H108V210H107ZM107 211H106V212H107ZM123 211H124V210H123ZM127 211H128V210H127ZM141 211H142V210H141ZM255 211H256V210H255ZM16 212H17V210H16ZM16 212H15V213H16ZM55 212H56V211H55ZM84 212H85V211H84ZM89 212H90V211H89ZM94 212H95V211H94ZM109 212H110V211H109ZM125 212H126V211H125ZM160 212H161V211H160ZM160 212H159V214H160ZM239 212H240V211H239ZM244 212H245V211H244ZM22 213H23V212H22ZM22 213H21V215H22ZM29 213H30V211H29ZM52 213H53V212H52ZM86 213H87V212H86ZM101 213H102V212H101ZM164 213H165V212H164ZM179 213H180V212H179ZM263 213H264V212H263ZM17 214H19V213H17ZM17 214H16V215H17ZM24 214H25V213H24ZM27 214H28V213H27ZM34 214H35V213H34ZM42 214H43V213H42ZM92 214H93V213H92ZM143 214H144V213H143ZM150 214H151V216H152V213H151V212H150ZM166 214H168V211H167ZM239 214H240V213H239ZM254 214H255V213H254ZM25 215H26V214H25ZM68 215L70 216L69 213H68ZM73 215H74V214H73ZM81 215H82V214H81ZM144 215H145V214H144ZM26 216H28V215H26ZM74 216H76V215H74ZM90 216H91V215H90ZM90 216H89V217H90ZM95 216H96V215H95ZM101 216H102V215H101ZM112 216H113V215H112ZM162 216H163V215H162ZM197 216H198V215H197ZM259 216H260V215H259ZM17 217H18V216H17ZM19 217H21V216H19ZM39 217H41V216H39ZM105 217H106V216H105ZM107 217H108V216H107ZM159 217H160V216H159ZM43 218H44V217H43ZM49 218H50V217H49ZM68 218H69V217H68ZM68 218H67V219H68ZM77 218H78V217H77ZM77 218H76V219H77ZM146 218H147V216H146ZM150 218H151V217H150ZM198 218H199V217H198ZM202 218H203V217H202ZM204 218H205V217H204ZM223 218H224V217H223ZM69 219H70V218H69ZM108 219H110V218H108ZM114 219H115V217H114ZM148 219H149V218H148ZM154 219H155V218H154ZM208 219H209V218H208ZM10 220H11V219H9V221H10ZM59 220H60V219H59ZM120 220H121V219H120ZM204 220H205V219H204ZM261 220H262V219H261ZM9 221H8V222H9ZM56 221H57V220H56ZM64 221H65V220H64ZM79 221H80V220H79ZM79 221H78V222H79ZM95 221H97L96 218H95ZM139 221H140V220H139ZM152 221H153V219H152ZM189 221H190V220H189ZM6 222H7V221H6ZM10 222H11V221H10ZM34 222L36 223L37 221H34ZM60 222H61V221H60ZM60 222H59V224H60ZM90 222H91V221H90ZM123 222H124V221H123ZM144 222H145V221H144ZM2 223H3V222H2ZM2 223H1V224H2ZM37 223H38V222H37ZM42 223H43V222H42ZM61 223L63 224L64 222H61ZM65 223H66V221H65ZM67 223H68V222H67ZM73 223H74V222H73ZM84 223H85V222L83 221V224H84ZM88 223H89V222H88ZM109 224H111V223H109ZM21 225H22V224H21ZM29 225H30V224H29ZM36 225H37V224H36ZM64 225H65V224H64ZM76 225H77V224H76ZM78 225H79V224H78ZM90 225H93V224H89V226H90ZM122 225H123V224H122ZM127 225H128V224H127ZM130 225H131V224H130ZM139 225H140V224H139ZM141 225H142V224H141ZM161 225H162V224H161ZM228 225H229V224H228ZM17 226H18V225H17ZM17 226H16V227H17ZM31 226H32V225H31ZM66 226H67V225H66ZM81 226H82V225H81ZM107 226H108V224H107ZM112 226H113V225H112ZM125 226H126V225H125ZM20 227H21V226H20ZM24 227H26V225H25ZM32 227H33V226H32ZM32 227H31V228H32ZM38 227H39V226H38ZM41 227H42V226H41ZM49 227H50V226H49ZM70 227H71V226H70ZM78 227H79V226H78ZM126 227H127V226H126ZM142 227H143V226H142ZM145 227H146V226H145ZM34 228H36V227H34ZM54 228H55V227H54ZM76 228H77V227H76ZM79 228H80V227H79ZM84 228H85V226H84ZM90 228H91V227H90ZM102 228H103V227H102ZM107 228H108V227H107ZM168 228H170V227H168ZM168 228H167V229H168ZM171 228H172V227H171ZM171 228H170V229H171ZM247 228H248V227H247ZM8 229H10V228H8ZM18 229H19V228H18ZM38 229H39V228H38ZM48 229H49V228H48V226H47V231H48ZM61 229H62V228H61ZM112 229H113V228H112ZM128 229H129V228H128ZM167 229H166V230H167ZM10 230H11V229H10ZM14 230H15V229H14ZM55 230H56V228H55ZM57 230H58V229H57ZM69 230H70V229H69ZM73 230H74V229H73ZM134 230H135V229H134ZM142 230H143V229H142ZM17 231H18V230H17ZM20 231H21V230H20ZM22 231H23V230H22ZM47 231H46V232H47ZM91 231H92V230H91ZM91 231H90V232H91ZM48 232H49V231H48ZM58 232H59V231H58ZM66 232H67V231H66ZM77 232H78V231H77ZM116 232H117V231H116ZM146 232H147V231H146ZM228 232H229V231H228ZM56 233H57V231H56ZM56 233H54V234H56ZM16 234H17V233H16ZM46 234H47V233H46ZM50 234H51V233H50ZM134 234H135V233H134ZM173 234H174V233H173ZM186 234H187V233H186ZM195 234H196V232H195ZM236 234H237V233H236ZM23 235H24V234H23ZM47 235H48V234H47ZM47 235H46L45 238H47ZM118 235L120 236V234H118ZM222 235H223V234H222ZM24 236H26V235H24ZM54 236H55V235H54ZM95 236H96V235H95ZM114 236H115V235H114ZM162 236H163V234H162ZM162 236H161V237H162ZM250 236H251V235H250ZM26 237H27V236H26ZM72 237H73V236H72ZM128 237H129V236H128ZM184 237H185V236H184ZM68 238H69V237H68ZM73 238H74V237H73ZM75 238H77V237H75ZM105 238H106V237H105ZM167 238H168V237H167ZM5 239H6V238H5ZM52 239H53V238H52ZM56 239H58V238H56ZM81 239H82V238H81ZM83 239H84V238H83ZM100 239H101V238H100ZM1 240H2V238H1ZM79 240H80V238H79ZM167 240H168V239H167ZM169 240H170V239H169ZM262 240H263V239H262ZM5 241H6V240H5ZM5 241H3V242H5ZM16 241H17V240H16ZM82 241H83V240H82ZM84 241H85V240H84ZM171 241H172V240H171ZM173 241H174V240H173ZM186 241H188V240H186ZM31 242H32V241H31ZM117 242H118V241H117ZM129 242H132V241H129ZM194 242H195V241H194ZM21 243H22V242H21ZM40 243H42V242H40ZM43 243H45V242H43ZM68 243H69V242H68ZM71 243H72V242H71ZM192 243H193V242H192ZM1 244H2V242H1ZM23 244H26V242L23 243ZM27 244H28V243H27ZM29 244H30V242H29ZM55 244H56V243H55ZM117 244H118V243H117ZM262 244H263V243H262ZM3 245H4V244H3ZM3 245H2V246H3ZM21 245H22V244H21ZM31 245H32V244H31ZM33 245H34V244H33ZM80 245H81V244H80ZM91 245H92V244H91ZM93 245H94V244H93ZM93 245H92V246H93ZM174 245H175V244H174ZM190 245H192V244H190ZM225 245H226V244H225ZM25 246H26V245H25ZM76 246H77V245H76ZM89 246H90V245H89ZM111 246H114V245L111 244ZM188 246H189V245H188ZM194 246H195V245H194ZM0 247H1V246H0ZM5 247H6V245H5ZM107 247H108V246H107ZM115 247H116V246H115ZM125 247H128V246H125ZM147 247H148V246H147ZM177 247H178V246H177ZM184 247H185V246H184ZM199 247H201V246H199ZM222 247H223V245H222ZM252 247H253V246H252ZM262 247H264V246H262ZM11 248H12V247H11ZM25 248H27V249H24V250H28V249H30L29 247H25ZM38 248H39V247H38ZM40 248H41V246H40ZM74 248H75V245H74ZM112 248H113V247H112ZM8 249H9V247H8ZM22 249H23V248H22ZM93 249H94V247H93ZM110 249H111V247H110ZM125 249H126V248H125ZM130 249H131V248H130ZM167 249H168V248H167ZM167 249H166V250H167ZM230 249H231V248H230ZM261 249H262V248H261ZM2 250H3V249H2ZM12 250H13V249H12ZM30 250H31V249H30ZM30 250H29V251H30ZM62 250H63V249H62ZM65 250H66V249H65ZM65 250H64V251H65ZM70 250H71V249H70ZM104 250H105V249H104ZM108 250H109V249H108ZM108 250H107V251H108ZM19 251H20V250H19ZM58 251H59V248H58ZM113 251H114V250H113ZM0 252H1V251H0ZM3 252H4V251H3ZM3 252H2V254H3ZM5 252H6V251H5ZM7 252H8V251H7ZM14 252H15V251H14ZM61 252H62V251H61ZM66 252H67V251H66ZM99 252H100V249H99ZM99 252H97V254H98ZM109 252H110V251H109ZM129 252H130V251H129ZM129 252H128V253H129ZM156 252H158V251H156ZM168 252H169V251H168ZM232 252H233V251H232ZM21 253H22V252H21ZM25 253H26V252H25ZM28 253H29V252H28ZM125 253H126V252H125ZM164 253H165V252H164ZM166 253H167V252H166ZM180 253H181V252H180ZM230 253H231V252H230ZM235 253H236V252H235ZM261 253H262V252H261ZM261 253H259V254H261ZM2 254L0 253V256H2ZM6 254H7V253H6ZM9 254H10V252H9ZM9 254H7V256H8ZM14 254H15V253H14ZM14 254H12V255H14ZM18 254H19V253H18ZM50 254H52V253H50ZM119 254H120V253H119ZM123 254H124V252H123ZM123 254H122V255H123ZM169 254H170V253H169ZM263 254H264V253H263ZM35 255H36V254H35ZM35 255H34V256H35ZM41 255H42V254H41ZM76 255H77V254H76ZM98 255H99V254H98ZM190 255H191V254H190ZM247 255H249V254H247ZM250 255L252 256V254H250ZM17 256H18V255H17ZM19 256H21V255H19ZM59 256H60V255H59ZM123 256H124V255H123ZM139 256H140V255H139ZM232 256H233V255H232ZM232 256H231V257H232ZM251 256H250V257H251ZM14 257H15V255H14ZM93 257H94V256H93ZM121 257H122V256H121ZM183 257H184V256H183ZM190 257H191V256H190ZM228 257H230V256H228ZM250 257H249V259H250ZM44 258H45V257H44ZM70 258L73 259L74 257L71 256ZM78 258H79V257H78ZM81 258H82V257H81ZM118 258H120V257H118ZM123 258H124V257H123ZM160 258H161V257H160ZM160 258H159V259H160ZM188 258H189V257H188ZM232 258H233V257H232ZM239 258H240V256H239ZM10 259H13V258L11 257ZM10 259L8 260V258H6V259L4 258V260L8 261L7 264L9 263ZM23 259H25V258H23ZM87 259H88V258H87ZM99 259H100V258H99ZM219 259H221V258H219ZM247 259H248V258H247ZM251 259H252V258H251ZM13 260H14V259H13ZM31 260H32V259H31ZM64 260H66V258H65ZM76 260H77V263H78V259H76ZM90 260H91V259H90ZM94 260H95V259H94ZM105 260H106V259H105ZM118 260H119V259H118ZM175 260H176V259H175ZM236 260H237V259H236ZM16 261L19 262V261H21V259L18 261V257H17ZM50 261H51V260H50ZM68 261H69V260H68ZM121 261H122V260H121ZM187 261H188V260H187ZM189 261H191V260H189ZM215 261H216V260H215ZM218 261H219V260H218ZM244 261H245V260H244ZM244 261H243V262H244ZM22 262H23V260H22ZM57 262H58V261H57ZM65 262H67V260H66ZM79 262H80V261H79ZM88 262H89V261H88ZM91 262H92V261H91ZM0 263H1V259H0ZM19 263H20V264H23V263H21V262H19ZM25 263H26V261H25ZM35 263H36V262H35ZM50 263H51V262H50ZM52 263H53V262H52ZM58 263H60V261H59ZM73 263H75V260L72 261L71 264H73ZM105 263H106V262H105ZM105 263H104V264H105ZM157 263H158V262H157ZM184 263H185V262H184ZM235 263H236V262H235ZM260 263H261V262H260ZM1 264H2V263H1ZM10 264H11V263H10ZM15 264H17V263H15ZM26 264H28V263H26ZM33 264H34V263H33ZM60 264H62V263H60ZM65 264H66V263H65ZM67 264H69V263L67 262ZM83 264H84V263H83ZM174 264H175V263H174ZM186 264H187V263H186ZM189 264H190V263H189ZM256 264H257V263H256ZM258 264H259V263H258Z\"/></svg>",
	"mask_w": 264,
	"mask_h": 264
}]
</instances>
